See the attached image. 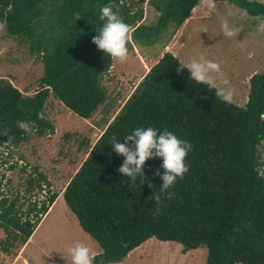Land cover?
<instances>
[{"label":"trees","instance_id":"1","mask_svg":"<svg viewBox=\"0 0 264 264\" xmlns=\"http://www.w3.org/2000/svg\"><path fill=\"white\" fill-rule=\"evenodd\" d=\"M148 1L159 13L153 24L139 23L143 9L133 10L128 0H0V25L6 34L29 42L43 64L40 88L32 95L0 79V154L1 148L31 139L18 121L30 123L38 134L53 132V124L41 116L50 95L82 118H90L104 103L107 93L101 80L112 59L92 43L103 26L98 18L103 6L113 5L130 26L132 40L149 44L164 36L169 41L200 4ZM215 1H229L249 15L264 16V3L258 0ZM180 63L170 51L156 60L63 190L79 225L101 248L93 264L120 262L151 237L177 242L183 252L206 246L205 264H264V174L258 149L264 140V72L250 76L247 101L239 106L223 103L215 89L196 84L187 69L177 72ZM138 127H152L158 134L171 131L193 146L185 159L189 171L168 190L171 199L161 196L159 206L153 196L160 192L162 180L154 173L163 172L162 158L146 161L143 184L139 178L131 184L118 172L125 158L113 151L112 139L125 143L124 137ZM45 179L40 172L30 177L29 188L40 187ZM57 196L58 192L50 193L39 208L32 204L25 217L17 196H0V228L11 240L2 246L5 251L18 239L21 245L28 241L39 214Z\"/></svg>","mask_w":264,"mask_h":264},{"label":"rangeland","instance_id":"2","mask_svg":"<svg viewBox=\"0 0 264 264\" xmlns=\"http://www.w3.org/2000/svg\"><path fill=\"white\" fill-rule=\"evenodd\" d=\"M129 1L133 3V10L138 7L143 9V19L139 23L153 24L156 21L159 13L148 0ZM258 1L264 3V0ZM208 2L200 0L186 24L181 25L169 41L164 36L149 44L137 43L130 36L128 60L125 63L112 60L101 80L107 98L90 118L78 116L50 95L41 116L53 124V132L38 134L34 131L29 141L1 148L0 196L10 200L17 196L19 212L25 217L28 207L36 204L34 201L47 198L41 193L42 189L46 191L47 188L49 194L54 191L50 188L51 181L60 191L133 88L165 51H170L183 63L201 55L218 63L234 90V103L245 105L250 76L264 72V32L258 30V26L264 23V16L249 15L229 1L212 0L215 7L210 9ZM225 21L236 33L235 36H224L221 25ZM42 68L43 64L32 54L29 42L8 36L4 26L0 25V79H7L24 95H32L40 88ZM258 149L262 163L260 171L264 174V140ZM39 172L51 180H41L40 187L29 188L27 180L37 178ZM37 226L35 233L23 244L22 255L15 261L13 255L20 252L22 241L16 240L5 251L2 246L10 240V236L0 228V264H69L65 254L76 241L87 244L92 250L100 249L98 242L81 229L62 196ZM157 241L149 240L145 244ZM173 246L174 242L169 246H152L111 264H205L206 246L190 249L187 254Z\"/></svg>","mask_w":264,"mask_h":264},{"label":"clouds","instance_id":"3","mask_svg":"<svg viewBox=\"0 0 264 264\" xmlns=\"http://www.w3.org/2000/svg\"><path fill=\"white\" fill-rule=\"evenodd\" d=\"M208 7L210 9L215 7L212 0H209ZM98 18L103 22V26L99 27L98 34L93 36L92 43L97 46L98 50L110 56L114 62L125 63L128 60L127 43L130 39V26L123 21L117 11L113 10L112 4L103 6ZM221 27L224 36L231 38L236 35L227 21L223 22ZM258 30L264 32V23L258 26ZM185 69L189 71L190 79L196 84L206 85L210 90L215 89V96L223 103L232 104L234 102V90L229 80L224 77L218 63L201 55L199 58H191L188 63L181 62L176 70L183 72ZM217 78H219V84ZM261 119L264 120V114L261 115ZM17 126L27 135L33 132V127L28 122L18 121ZM3 135L6 136L7 132L5 131ZM124 139L125 143H119L113 137L111 142L113 151L125 158L118 172L129 178L131 184H135L138 178L143 184L146 181L144 173L146 161L150 158H162L163 172L157 170L154 173L162 180V186L160 192L156 193L153 198L158 206L162 204V195L171 199L173 194L168 190L175 185L177 178L183 179L184 174L189 171L185 159L193 149L192 144L179 139L168 130L158 134L157 130L152 127H138ZM10 140L11 137L8 138V142ZM148 187L155 188V185L148 182ZM156 211L159 212L160 208L157 207ZM65 258L69 264H93L92 249L80 241H76L67 249Z\"/></svg>","mask_w":264,"mask_h":264},{"label":"crops","instance_id":"4","mask_svg":"<svg viewBox=\"0 0 264 264\" xmlns=\"http://www.w3.org/2000/svg\"><path fill=\"white\" fill-rule=\"evenodd\" d=\"M199 5V4H198ZM197 5V6H198ZM196 6V7H197ZM195 7V8H196ZM195 8H193V10L195 9ZM193 10L190 12V13H192L193 12ZM189 20V19H188ZM187 20V21H188ZM186 24V23H185ZM184 24V25H185ZM183 25V24H182ZM181 30V29H180ZM156 62V61H155ZM154 62V63H155ZM153 65V64H152ZM151 65V66H152ZM76 171V170H75ZM71 178V177H70ZM69 178V179H70ZM46 179H48L49 181L51 180V178L50 177H47L46 176ZM69 181V180H68ZM67 181V182H68ZM51 185H50V188H52L54 191H52V192H58V196L54 199V201L50 204V206L48 207V210L41 216L42 218H41V220L39 221V223L44 219V217H47L48 215H49V213L52 211V208H53V206H54V204H55V201L58 199V198H60L61 196L63 197V190H64V188H65V186H66V184L61 188V190L60 191H58V189H57V187H56V185H55V182L53 181H51V183H50ZM47 189V188H46ZM42 193V192H41ZM49 193V192H48ZM43 196V195H42ZM64 199V198H63ZM65 201V200H64ZM66 204V203H65ZM68 207V206H67ZM71 211V210H70ZM73 214V213H72ZM74 215V214H73ZM75 216V215H74ZM38 223V224H39ZM37 224V225H38ZM79 224V223H78ZM38 226H36V228H37ZM81 227V226H80ZM35 228V229H36ZM81 229H82V227H81ZM83 230V229H82ZM84 231V230H83ZM85 232V231H84ZM33 233H35V230L33 231ZM33 233L31 234V236L33 235ZM88 234V233H87ZM30 236V237H31ZM30 239V238H29ZM28 239V240H29ZM149 240H158V239H156V238H154V237H151V238H149V239H147L146 241H149ZM146 241H144V242H142L139 246H137V247H135L134 249H132L128 254H127V256H126V258H129L130 257V255H132L134 252H136V254L137 253H141V252H143V250H145L146 248H149V247H152V246H160V245H170V243L172 242V241H167V242H164V241H162V240H159V241H157L158 243H153V242H150L149 244H145V242ZM27 242V241H26ZM175 243V246H173V248H177V249H179L180 250V252H182V249H181V247L180 248H178L177 246H181V245H178L179 243H177V242H174ZM25 246V245H24ZM23 245H22V248H20V250H18V251H20L21 252V254L20 255H18L20 252H16V254H14L13 255V261H15V259L18 257V256H21L22 255V249H23V247H24ZM98 252H101V248L99 249V250H92V253H93V255L94 254H96V253H98ZM135 254V255H136ZM183 254V253H182ZM184 254H187V251L184 253ZM59 264H68L67 262H60ZM107 264H111V263H107Z\"/></svg>","mask_w":264,"mask_h":264},{"label":"built area","instance_id":"5","mask_svg":"<svg viewBox=\"0 0 264 264\" xmlns=\"http://www.w3.org/2000/svg\"><path fill=\"white\" fill-rule=\"evenodd\" d=\"M41 192L48 197L49 193H47V189H46V191H45V189H42ZM34 202H36L38 208L41 206V201H34ZM39 216H41V214H39ZM30 218H31V221L33 222L34 221L33 220L34 219L33 214L30 215Z\"/></svg>","mask_w":264,"mask_h":264}]
</instances>
